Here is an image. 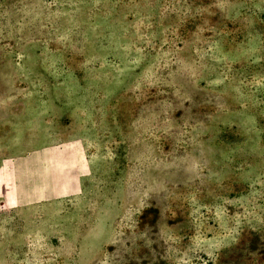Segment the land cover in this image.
<instances>
[{
	"label": "rangeland",
	"instance_id": "obj_1",
	"mask_svg": "<svg viewBox=\"0 0 264 264\" xmlns=\"http://www.w3.org/2000/svg\"><path fill=\"white\" fill-rule=\"evenodd\" d=\"M0 264H264V0H0Z\"/></svg>",
	"mask_w": 264,
	"mask_h": 264
}]
</instances>
